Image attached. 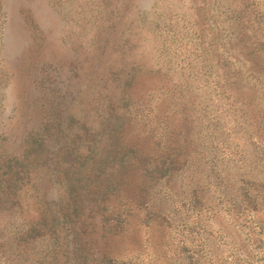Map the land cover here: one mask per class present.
I'll use <instances>...</instances> for the list:
<instances>
[{"label":"rangeland","instance_id":"374dc122","mask_svg":"<svg viewBox=\"0 0 264 264\" xmlns=\"http://www.w3.org/2000/svg\"><path fill=\"white\" fill-rule=\"evenodd\" d=\"M0 264H264V0H0Z\"/></svg>","mask_w":264,"mask_h":264}]
</instances>
